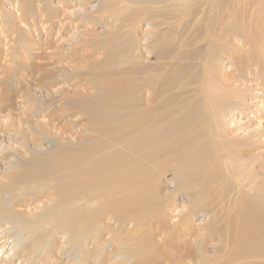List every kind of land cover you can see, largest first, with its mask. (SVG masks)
<instances>
[{
    "label": "bare ground",
    "instance_id": "1",
    "mask_svg": "<svg viewBox=\"0 0 264 264\" xmlns=\"http://www.w3.org/2000/svg\"><path fill=\"white\" fill-rule=\"evenodd\" d=\"M7 1L9 0H0V133L4 130H9L16 135V138L11 139L18 140V144L11 149L18 155L16 157H19V159L7 157V165L10 166L9 168L11 171L6 170L3 172L1 171L3 168L0 166V195L4 192L3 188L8 186L9 179H12V177L16 175V173L12 171V168L15 169L18 164L21 165V160H23L22 156L26 153L33 152V157L35 158V155L38 154V151L35 153V149L42 151V149L46 147L41 141L40 135H44L45 133L47 138L52 139V131L56 128V126H54L56 125L55 121L57 119L59 120L58 117L55 119V114H52L51 111V113L49 112L50 103H48L47 107L40 105L41 107L37 110L29 108L37 101L33 93V91L35 92V87H14L12 85L10 86V84L6 86L5 80L1 77V74L5 73L7 70L3 68V65L8 63V61L10 63L9 68L12 69L11 66L14 62L11 58V52L14 49L11 50L9 46H6L15 45L16 41L19 39H17L16 36L18 33L17 30L25 33L23 27L28 26L26 16L36 18L35 16L40 13L44 20L43 24L50 23L47 30L48 33H46V40L51 38L52 33L50 29L55 26L53 23L56 21L54 22V20L50 19L48 15L49 12L46 13V10L54 8L53 1L40 0V7L36 8L34 0H15L14 4H16L17 13L13 18L10 17V14V16H7L8 14L5 8V3ZM195 1L196 0H104L103 10L97 11L95 14H92L90 11L94 10L93 8L95 5L87 9L79 7L72 11V15L74 16L76 15L84 18L88 14H92L101 18L103 21L110 13L116 16V18L122 19V12L124 10L131 12L123 18V20L128 22L124 32L126 36L125 40H123V42L121 40V44H118L116 48L122 53L123 62L121 63H124L123 67L131 69L134 76L132 80L133 86H131L129 91L124 93L119 92L117 95H108L109 89L105 88L102 93L106 105H104V103L102 105L107 108L104 109V111H97L90 106V112H92L90 117L91 121L94 119L92 124L96 125L95 127L101 130L102 133H99L101 134L99 138H105L101 142L96 143L97 147H101L102 149L100 148L95 154H90L89 158L87 156V161L84 164L81 163L77 170H71V164H68V167L66 165L67 172L62 170L64 173L54 177L55 179L51 181L49 180L51 186L50 189H48L49 191L34 193V195L30 194L31 196L25 197V199L23 198L24 200L21 199V202H13L8 207L4 206V203L6 204L7 201L0 200V264L62 263L61 254H66L68 252L67 247L69 244L67 241L57 240L58 238L55 234L56 232L64 236L69 234L71 237L70 239L75 240L81 233L79 230L76 231L74 229L80 228L84 224V216H87V218L90 217L91 220L93 219L95 222V232L92 235L91 242L94 244V241H97L98 248H95L93 253L84 250L87 242L82 238L79 243V246H81L79 252L77 255L76 251L72 254V256H78L79 260L76 262L72 257H69L64 264H115L114 261H118L116 264L161 263L162 253L159 251V248H157L159 244L158 238L162 239L169 233L171 234L172 231L176 233L174 230H178L181 235L182 231L183 233L189 234L191 239L194 238L198 243L197 235L196 233L194 234V230L197 229L194 228H198L197 225L200 222L195 224L192 220L199 214H196V212L200 210L210 212L209 214L213 217V219H211L212 222L210 221L211 224H208L210 226L208 230L212 233L220 234L218 229L220 226L219 228L221 230L227 228L226 234L228 233L229 235L231 227H234L241 234L247 236L246 239L242 238V241L235 250V256L238 255L237 257H232L236 259L235 261H238L239 264H247L246 262L248 261V264H264V160L260 159L261 156H258V153L253 154L252 151L249 150L251 144L248 143V140L250 138L243 141V138L239 140L229 137L228 128L223 121L224 116H226L224 111L231 108L229 109V115L233 116L232 112L235 106H239L242 114L240 118L246 114L250 118L253 117V115L248 112V109H254L251 108L253 104H260L261 109H264V97L260 96L259 98L253 96L248 98L249 91H252L253 87H255L253 85H256V90L260 89L262 92L259 93L264 95V0H204L206 3L204 6L205 8H199L200 10L195 7V9L193 8L192 4ZM45 3H47V8ZM116 4H118V6ZM130 4L133 8L129 6ZM62 6L63 5H61V7ZM228 7L231 13H228L230 16L226 30L230 33L235 32L236 34L242 30H244L245 33L249 32L250 36L247 35L246 39H249L250 43L253 45L249 49H246V46L248 47L249 44L245 42L241 35V38L238 35L236 39H226L227 46L229 47L228 49H232V51H230L231 55L235 56V58L238 57L234 63L231 62L229 65L231 75L224 76L221 73L222 69L220 70L221 66L216 61L220 54L217 53L219 48H213V42L215 41H213V39L216 38V32L220 33V28L218 29L217 27L218 23L213 21V17L216 20H220L224 12L221 9L226 8L227 10ZM68 8L69 7H67V9ZM208 8H210L209 13L206 12ZM59 10H57L58 14ZM167 10L172 13H168ZM64 13L67 14L66 12ZM169 15L174 16V18H180L177 26L185 27L186 33H183L179 40L169 38L163 42L168 41L171 49L176 45L180 48L185 46L186 49H182L184 51L183 53L187 58L192 59L198 58L200 51H203L205 47L206 51H208L207 58L201 59L202 61L199 60V62H189L188 60L187 63L181 64V67H178L179 69H174L175 71L170 70L171 68L169 69L171 63H173L171 61L163 63V69L161 71H158V65H160L161 62L152 65V63L145 61L150 57L154 45L156 43L160 44L170 33L169 29L167 30L163 26L167 25L169 27H174V22H169L170 18L166 17ZM206 16L207 19H205ZM180 20H182V22ZM240 20H242L241 23L239 22ZM143 21L147 22L148 27L144 37L140 34V29L144 24ZM245 22L248 24L247 26ZM254 25L259 27V43L256 40V36L252 35L257 33L254 32ZM34 26L36 25L34 24ZM248 26L250 27L247 28ZM203 28H206V39L210 38L211 40H207L205 46H200L197 43L206 41L200 34ZM172 30H174V28ZM223 31L224 30H222L221 33ZM174 34L177 35L176 33ZM151 35L152 39L153 37L155 39L153 35L157 36L155 39L156 43L153 42L154 45L147 41ZM234 40L238 45L231 43ZM163 45L161 46L162 54L160 57L168 58L167 55L169 54L170 46L167 44ZM227 46L222 48L226 49ZM29 47L33 50L31 43H28V48ZM144 49L149 53L147 57L144 53ZM28 50L29 49L26 51ZM249 50L252 51L253 55L250 56L246 54ZM39 54L40 53H38V57ZM167 60L170 59L168 58ZM113 61L116 65L115 67L122 66L120 61L115 59ZM103 66L107 68L108 71L113 70L109 61L104 62ZM34 67H36V65ZM196 69H198V71L195 72ZM219 74L221 75L218 76ZM213 76L215 78V83L221 86H217L213 83ZM5 77L7 76H4V78ZM9 80L11 79H8V81ZM9 83L12 82L10 81ZM197 83H199L198 86H192L195 84L197 85ZM213 86L217 87L218 91L215 89L213 90ZM40 87L44 88V86ZM23 88L27 89V92L25 89L23 90ZM174 89H176V91H173ZM26 93L29 95L27 96ZM22 96H26L29 100H22ZM72 98L76 101L78 97ZM100 98H102V96H100ZM94 100V98L91 99L92 103ZM160 104L165 105V108L161 109ZM19 109H22V113L17 114L16 112ZM65 110L67 109L63 108V111ZM161 110L163 111L160 112ZM96 115H98V117ZM64 116L65 118H63V120L67 117L66 115ZM16 117H21L22 121L16 119ZM262 118H264V116H262ZM67 119L69 120V118ZM239 120L242 121L241 119ZM261 120L262 119H259L256 125L263 128L264 124L262 125L263 120ZM21 123H23V126L26 125L24 129L19 128ZM246 123L250 124L251 119L250 121L246 120ZM246 123L241 124V127H245V131L253 126L252 124L247 126ZM253 124L255 125V123ZM27 131H29V133H27ZM105 134L113 136L108 137ZM258 134L262 136L263 132H258ZM21 138H23V140ZM216 140L217 142H214ZM254 141L256 142V140ZM262 141L264 142L263 139ZM213 143L215 145L214 147ZM27 146L33 148H25V151L21 149V147ZM218 146H220L222 150L219 153L216 150L213 151V148H217ZM244 148L246 151L243 150ZM5 152L7 154V150ZM164 154L165 159L163 158ZM37 158L40 159L39 157ZM45 160L47 159L45 158ZM25 161L27 162V159ZM33 161L30 162V164L34 163L36 160ZM62 161L64 160H61V163ZM223 162L227 166H232L235 162L239 165L240 171L236 172L234 169L226 170L225 167L227 176H224L222 184L218 182V179H215L214 166L217 163ZM177 163L184 168V171L178 169V171L174 172L173 177L168 182H173L176 186L175 193L168 192V194H165L162 191V185L164 183L162 175L165 174V168L163 167H167L171 164L176 165ZM256 164L260 166L259 168L262 171V175L257 172L258 170L256 171ZM41 165H43V161ZM43 171L41 170V172ZM231 173H233V176H231ZM39 176L37 179H39ZM36 177H32L31 179L34 180ZM229 178L233 181L230 184L231 188L228 189V194L231 195L230 202L227 205L224 203V198L216 202V195L225 189V184L229 181ZM200 180L209 181L210 184L202 185ZM166 184L167 182L165 185ZM181 190H183V192H181ZM211 190L214 193L213 202L208 200V196L210 192H212ZM215 191L218 193L215 194ZM179 193L184 194V196L186 195L185 197L189 199V204L183 202L181 205L179 202L180 206L173 207L172 204L176 205L175 201L178 199L177 194ZM9 197H11V195ZM16 198H19V196ZM79 204L81 205L79 206ZM75 205L79 206L77 207L78 212L71 213L69 210ZM226 206L228 207V213L231 211L230 216L234 218L233 223L225 222L222 214L218 216V212L221 213L222 210L226 209ZM235 206H239L236 215L233 214L234 209H236ZM43 208H45L47 211L46 213H48L46 216L39 213V210ZM83 211H87L86 213L88 215L82 213ZM172 212H176V214L173 213L171 216L170 213ZM240 214L243 215V218L239 220ZM194 215L196 216L194 217ZM176 216L178 217L176 218ZM152 218L155 219L157 223L159 221V223L158 225L156 224V229H154V226L153 228L149 226L151 229H149V234L146 232L144 233L145 235L143 238L146 239L144 246H142L141 250L136 251V253H139L138 256H140L139 258L141 261H130L127 263L123 255L119 254V258H117L112 254V251L104 252L106 246L111 242L113 234H122V232L124 234L125 231L131 232L135 224L140 231L143 229L145 230L147 224H152L148 223ZM59 226L69 227L70 229L65 232L61 230ZM44 227H47L45 231L48 230V239H52V241L49 247L47 246L41 249L44 253L43 257L39 255L36 256V252H33L31 245L23 244L20 246L22 243L19 244L15 241H11L12 245L9 243V240L12 238L11 236L15 235L20 239L23 238L24 240H28L31 238L29 234H34V232L38 233V228L41 230ZM235 229H232V233ZM42 231L44 230L42 229ZM197 231L199 232V229ZM10 233H13V235L10 236ZM222 233L223 232H221V234ZM123 234L122 236H124ZM228 235L227 237L229 239ZM125 237L126 239L128 238L127 235ZM170 238L172 239L173 237ZM140 240H142V238ZM169 240L170 239H168V241ZM173 241H175V239ZM142 242L144 241L142 240ZM227 242L228 240H222V245L219 246L220 248H213V256H205L204 264H217V260L220 258L218 253L221 252V249L224 250L228 248L229 244ZM225 243H227V245L223 246ZM211 244L214 245V243ZM214 246H216V244ZM193 247L194 244L192 248ZM204 250L206 251V249ZM216 250L219 252L216 253ZM200 251L203 252L202 249H200ZM203 253H201V255H203ZM253 257L256 258V260L250 261ZM162 258H164V256ZM183 259L185 260V258ZM190 261L194 262L195 260L193 258ZM190 261H187L188 264Z\"/></svg>",
    "mask_w": 264,
    "mask_h": 264
},
{
    "label": "rangeland",
    "instance_id": "2",
    "mask_svg": "<svg viewBox=\"0 0 264 264\" xmlns=\"http://www.w3.org/2000/svg\"><path fill=\"white\" fill-rule=\"evenodd\" d=\"M52 1H53L54 8L51 10L50 9L46 10V13H48V12L51 13V14L48 13L50 19L54 20V22L56 21L55 23H53V24H55V26L52 29H50V32L52 33L50 39L46 40V37H47L46 33H48L47 30L49 28L48 26L50 25V23L49 24L48 23L43 24L44 23L43 17L39 13L35 16L36 18H32L31 16H26L27 21H28V26L23 27L24 28L23 31H25V33H22L21 31L17 30L18 33L16 34V36H17V39L18 38L19 39L16 41L15 45H7L6 46V47L9 46L11 48V50L14 49L11 52L12 53L11 58L14 62V64L11 66L12 69L9 68L10 63L8 61V63L3 65V68L7 69V70L5 71V73H3V70H2L3 74H1V77L5 80L6 86H9V84H10V86L12 85L14 87L15 86H25V88H26V86H28L29 88H30V86L35 87V92L33 91V93H34V97L37 98V101L35 102V104L31 105L29 108L37 110L42 105H43V107H47L48 103H50L49 104L50 105L49 112L51 111L52 114H55L54 115L55 119L57 117L59 118V120L57 119L55 121L56 125H54V126H56V128L52 131V135H53L52 139L47 138V136H45V133H44V135H40L43 138V140L39 136L41 141L44 143V145L46 147H44L42 149V151L36 150L34 148L35 153L38 151V154L35 155L36 159L33 157L34 156L33 152L30 153L28 151L29 153H26L25 155L22 156L23 160H21V162H22L21 165L18 164L15 167V169L12 168V171L14 173H16V175H14L12 177V179H9V181H8L9 187L7 186L6 188H3L4 192L2 195H0V197H1L0 200L7 201L6 204L4 203V206H7V207L9 205H11L13 202H15V203L21 202V199L24 200L25 197L27 198L31 195H34V193H40V192L43 193L44 191H49L48 189H50V187H51L49 184L50 183L49 180L51 181L52 179H55L54 177L64 173V171H62V170H65V172H67V167L69 166L68 164H71L70 165L71 170H77L78 166L80 167L81 163L84 164L87 161V159H86L87 156L89 158L90 154H95V152H97L101 148V147H97L96 143L101 142L105 138H99V136H101V134H99V133H102V132L98 127H95L96 125L92 124L94 122V119L91 121L90 117L92 115V112H90V106H92L93 109H95L97 111H102V110L104 111V109L107 108L106 106H104L106 104L104 103V95L102 93V92H104L105 88L109 89L108 95H117L119 92L124 93L126 91H129L131 89V86H133L132 80H133L134 76L131 72V69L126 68V67H125L126 68L125 69L123 67L124 63H121V62H123L122 53L120 51H118V49L116 48V46L118 44H121V40H122V42H123V40H125L126 36H125L124 32L126 30V25L128 22L123 20V18L125 16H127L128 13H131V12L124 10L123 11L124 13L122 12V19L116 18V16H113L110 13L108 15V17L105 18V20L103 21L101 18L94 16L92 14L93 13L95 14L97 11L103 10L104 0H65V1H63V0H52ZM70 1H71V3H70ZM14 2H15V0L14 1L9 0L5 3L6 12L8 14L7 16L11 15L10 16L11 18H13L17 13L16 6H15L16 4H14ZM68 3H70V4H68ZM34 4H35L36 8L40 7V0H34ZM42 4H43V2H42ZM45 4H46V8H47V3H45ZM205 4L206 3L204 0H196L192 4V6H193V8L195 7L196 9H199V8L204 9ZM61 5H63L64 7L63 6L61 7ZM92 5H95V7L93 8L94 9L93 11L90 10L92 12L91 15L88 14L84 18L83 17L81 18V16L72 15L73 10H76L79 7H83L85 9H87L88 7L91 8L90 6H92ZM116 5L118 6V4H116ZM129 6L132 7L131 4ZM212 6H213V2H212ZM67 7H69V8L67 9ZM57 10H59V14H58ZM209 10H210V8H208L206 10V12L209 13ZM221 10H223L224 12L222 13L220 20H216L213 17V21L218 23L217 24L218 29L220 28L219 29L220 33L216 32V38H218L219 40L216 38L213 39V41L214 40L216 41V42L215 41L213 42V48H219V50H217V53H220L221 55L219 54L216 61L221 66L220 70L222 69L221 70L222 75L227 76V75H231V69H230L229 65L231 64V62L234 63V61L237 60L238 56L235 58V56L231 55L230 51H232V49H228L229 47L227 46L226 39H229V40H231L232 38L236 39V37H238V35H239L240 38L242 36V38L245 40V42L247 44H249L248 47L246 46V49H249L253 44L250 43L249 39H246L247 35L250 36L249 32L245 33V31L242 30L241 32L236 34L234 31H233L234 33H230L226 30L228 23H229V16H230V15H228V13H231V10L229 7L227 9L228 11L226 10V8H223ZM167 11H168V13H172L169 10H167ZM6 12H5V14H6ZM64 12H66L67 14H65ZM70 12H71V14H70ZM52 13H53V16H52ZM61 14H62V16H61ZM166 17L170 18L169 22H174V27L173 26L169 27L167 25L163 26L167 30L169 29L170 33L166 36V38L164 40H162V42L160 44L155 42V39L157 38L156 35H153V36H155V39H154V37H153V39L151 38L152 35L150 36V38L147 39V41L150 42L151 44L154 45L153 42H155L156 44L154 45V48H153L154 51L152 50V53L150 54V57H149L150 59L148 58L145 61L152 63V65H154L155 63L159 64V62H161L160 65H158L159 66L158 71H161L163 69L162 68L163 63H165L166 61H169V62L171 61V62H173V63H171L172 67L170 66L169 69L171 68L170 70L175 71L174 69H176V70L179 69L181 67V64L187 63L188 60H189V62H193V61L199 62V60L207 58V55H208L207 52L208 51H206L205 47H204L203 51L202 50L200 51L198 58L196 57V59H192V58H187L185 56V54L183 53L184 51L182 49H186L185 46L180 48L178 45H176L174 48L171 49V46L169 45L168 41L163 42V41L168 40L169 38H172V39L174 38V39L179 40L181 38V35H183V33H186L185 27H181V26L178 27L177 26L180 18H174V16H171V15L166 16ZM0 19H1V15H0ZM205 19H207V16ZM34 21H35V23H34ZM180 21L182 22V20H180ZM143 22H144V24L142 25V27L140 29V34L142 37H144L146 30L148 28L147 22L146 21H143ZM239 22L241 23L242 20H240ZM234 23H235V21H234ZM34 24L36 26H34ZM245 24H246V22H245ZM247 25L248 24H246V26ZM167 27H169V28H167ZM249 27L250 26H248L247 28H249ZM30 28H32V29H30ZM173 28H174V30H172ZM253 29H254V32H257V33L252 34V35L256 36V38H257L256 40L259 43L260 42L259 41L260 40V38H259V27L254 25ZM222 30H224L222 32L223 34L221 33ZM205 32H206V28H203L202 31H200V34L203 36V39L206 40V41H202L200 43H197L200 46H205L207 44L206 43L207 40H211L210 38L206 39ZM174 33H176L177 35H175ZM203 33H204V35H203ZM178 34H179V36H178ZM5 43H6V41H5ZM28 43H31L34 51L31 50L32 48H30V47L28 48ZM162 43L170 46L169 54L167 55L170 60H167L168 58H163V57L161 58L160 57V55L162 54V50H161V46L163 45ZM231 43L238 45L235 40L232 41ZM34 44H35V46H34ZM226 46H227L226 49L222 48V47H226ZM27 49H29V50L26 51ZM144 50L143 51L147 57V55L149 53L147 52L146 49H144ZM38 53H40L41 56L39 54V57H38ZM176 53H178V54H176ZM246 54L250 55V56L253 55L251 50H249V52ZM114 59L117 61H120V64H122V66L115 67L116 65L114 64V61H113ZM160 59H161V61H160ZM186 59H187V61H186ZM106 61H109L110 64L112 65V67H113L112 71H108V69L103 66V63ZM34 64L36 65V67H34L35 66ZM26 67H27V69H26ZM40 68H41V70H40ZM159 68H160V70H159ZM198 69H200V68H198ZM198 69H196L195 72L198 71ZM8 72L10 73V75ZM3 75L7 76V77L4 78ZM220 75L221 74H219L218 76H220ZM8 79H11V80L8 81ZM10 81L12 83H9ZM213 83L216 84L214 76H213ZM198 85H199V83H197V85L195 84L192 86H198ZM216 85L221 86L220 84H216ZM36 86H37V88H36ZM40 86H44V88L40 87ZM253 86H255V87H253ZM253 86H252L253 90L249 91L248 98L253 97V96L259 97V98H260V96L264 97V95H261L259 93L262 91L260 89L256 90V85H253ZM2 88H4V87H2ZM25 88H23V90ZM49 88H50V90H49ZM214 89L216 91H218L217 87L213 86V90ZM26 90L27 89H25V91ZM173 91H176V89H174ZM26 94H27V96L29 95L28 93H26ZM61 95H63V96H61ZM250 95H252V96H250ZM255 95H257V96H255ZM100 96H102V98H100ZM72 97H74V98L78 97V98L75 101ZM79 97H81V98H79ZM42 98H44V99H42ZM92 98L95 99L93 101V103L91 101ZM21 99L22 100H25V99L29 100L26 96H22ZM257 100H258V98H257ZM180 101H182V100H180ZM261 101H262V99H261ZM23 102H25V101H23ZM103 103H104V105H102ZM78 104H80V105H78ZM160 107H161V109H164L165 105L160 104ZM63 108H66L67 110L63 111ZM69 108H70V111H69ZM251 108H254V109H248V112H249V114L253 115L252 118H250L247 114L243 115L240 118V115H242V114H241V111L239 109V106H235V108H233L234 109V111L232 112L233 116L229 115V109H231V108L226 109L224 111L226 113V116H224L223 121L226 124L225 126H227V128H228V131L230 134L229 137L234 138V139H239V140H241L243 138L244 139L243 141H245V139H247V138L248 139L250 138L248 140V143L251 144V146H249L250 147L249 150H251L253 154L258 153V156H261L260 159L264 160V142L262 141V139L264 140V126H263V128H261V127L256 125V123H258L257 121H259V119H262L264 121V118H262V116H264L263 115L264 109H261L260 104H257V105L253 104V106L251 105ZM113 110H115V109H113ZM162 111L163 110H161L160 112H162ZM85 112H86V114H85ZM16 113L17 114L22 113V109L17 110ZM157 113H159V112H157ZM64 115H66L67 117H66V119L63 120V118H65ZM96 116L98 117V115H96ZM19 118L16 117V119L22 121L21 117H19ZM67 118H69V120ZM239 119H241L242 121H240ZM250 119H251V123L250 124L246 123V120L250 121ZM263 121H262V125L264 124ZM245 123L247 126L251 125V124L253 126L249 127L248 128L249 130L245 131V127H241V124H245ZM253 123H255V125ZM25 127H26V125L23 126V123H21L19 126V128H23V129ZM8 128H10V127H8ZM94 128H95V130H94ZM11 129H13V128L11 127ZM13 131H14V129H13ZM231 131H232V133H231ZM11 132L12 131L4 130L3 132L0 133V136H1V138H0V166H2L3 169H1V171H3V172L6 170L11 171L9 168L10 166L7 165L8 164L7 163V157L19 159V157H16L18 155L15 152H13L14 150L11 149V148L16 147V145L18 144L17 143L18 140L11 139V138H16V135H14ZM258 132H263L262 136H260L259 135L260 133L258 134ZM27 133H29V131H27ZM91 133H93V134H91ZM106 136L111 137L113 135L107 134ZM4 139H5V142H4ZM21 139L23 140V138H21ZM254 140H256V142ZM3 142H4V144H3ZM214 142H217V140ZM87 144H89V145H87ZM86 146H88V147H86ZM214 146L215 145L213 143V147ZM18 147H19V145H18ZM25 148L26 149H28V148L32 149L33 147H28V146L27 147H21V149L24 151H25ZM252 149H255V150H252ZM3 150H4V152H3ZM6 150H7V154L5 152ZM214 150H216L218 153L222 151L220 146H218L217 148H213V151ZM243 150L246 151L245 148ZM37 157H39L40 159H38ZM45 158L47 160H45ZM64 158H66V159H64ZM72 158H74L75 160ZM163 158L165 159V154H164ZM26 159H27V162L29 160L30 161L27 163L25 161ZM33 159H34V161L35 160L36 161L34 162ZM61 160H64V161H62V163H61ZM215 160H217V159H215ZM32 161L38 166H36L34 163L30 164V162H32ZM42 161H43V165L46 168L43 165H41ZM40 165H41V168H40ZM66 165H67V167H66ZM257 165L258 164H256V171L258 170L257 172H259V174L262 175V171L259 168L260 166L259 165L257 166ZM225 167H226V170L234 169L236 172L240 171L239 165L236 164L235 162L233 163L232 166H229V165L227 166L224 162L215 164V166H214L215 179H218V182L222 183V184H223L224 176L225 177L227 176V172L225 170ZM163 168H165V174L162 175L163 176V182H164L162 185L163 186L162 191L165 194L166 193L168 194V192L175 193V190H176L175 187L176 186L174 185L173 182L170 183L168 181L173 177L174 172L178 171V169H181V171H184V168L179 163H177L176 165L171 164V165H168L167 167H163ZM41 170L42 171L44 170V171L41 172ZM36 171H37V173H36ZM231 174H232L231 176H233V173H231ZM37 175L38 176L40 175L39 179H37V177H38ZM32 177H34V178L36 177V179L33 180V179H31ZM27 178H28V180H27ZM166 182H167V184L165 185ZM232 182H233L232 179L229 178V181L225 184V189L222 192L218 193L217 191H215V194L218 193L216 195L217 196L216 202H218L220 199L224 198V200H225L224 203H226L228 205V203L231 200V195L228 194V192H229L228 189L231 188L230 184ZM200 183L202 185L210 184L209 181H203V180H200ZM33 187H35V188H33ZM206 188H207V186H206ZM181 192H183V190H181ZM179 194H177L178 199H176V201H175L176 205L172 204L173 207L174 206H180V203L182 205L183 202H186L189 204V201H188L189 199H187V197H185L186 195L184 196V194H180V195ZM10 195H11V197H9ZM213 195H214L213 191L210 192V195L208 196L209 197L208 200L210 202H213ZM18 196H19V198H16ZM12 198H13V200H12ZM79 203H80V201H79ZM80 205L81 204H79V206ZM79 206L75 205L69 211L71 213H77L78 212L77 207H79ZM238 207L239 206H237V207L235 206L236 209H234V211H233L234 215H236V211H237ZM21 209H24V208H21ZM39 211H40L39 213H41L42 215L44 214V216H46L48 214V213H46L47 211L45 208H43L42 210H39ZM86 212L87 211H83L82 213L88 215ZM173 213L176 214V212H172V213H170V215L172 216ZM197 213H199V214L197 216L194 215V217L195 216L196 217L195 218L193 217L194 219L192 221H194L195 224L200 222L197 225L198 228L197 227L194 228L197 230L199 229V232L202 234L201 235L197 230H194V234L196 233V235H197L196 237L198 238V243L195 241L194 238L191 239V236H189V234H186L185 232L183 233V231H182V235L178 232V230H174V231H176V233L173 231L171 234L167 233L168 234V235H166L167 238H166V236H164L162 239L158 238L159 244H158L157 248H159V251L162 253V256H161L162 261H161V263L157 262L156 264H162V262H163V264H174V263L179 264V262H180V264H182V262H183V264H188V262L193 258L196 261V263H195V261L194 262L190 261L189 264H193V263L204 264L205 256H207V255L213 256V248L214 249L220 248L219 246L222 245L221 244L222 240H228L227 243L229 244V246L227 249H224V250L221 249V252L216 250V253L219 252L218 254L220 257L217 260V264H239L238 261H235L236 259L232 258V257L238 256V255L235 256V254H236L235 250L237 249L238 245L242 241V238L246 239L247 236H245L244 234H241L234 227H231V230H230L231 232L229 231V235H228V233L226 234L227 228H224L223 230H221L219 228L220 226L218 227L220 234L212 233L211 231L208 230L210 227L208 224L209 223L211 224V222H212L211 219H213L211 214H209L210 212H208V211L205 212V210L204 211L200 210V211H197L196 214ZM220 214L223 215L225 222H231V223L234 222V218H232L230 216L231 211L228 213V207L227 206H226L225 210L221 211V213L218 212V216ZM177 217L178 216H176V218ZM40 218H42V217H40ZM242 218H243V215L240 214L239 220ZM83 219H85V222L83 221L84 224L80 228L74 229L76 231L79 230L81 233L78 235V237H76L75 240H71L70 239L71 237L69 234L64 236V235L56 232L55 235L58 238L57 240L64 241V242L67 241V243L69 244L67 247L68 252L66 254L65 253L61 254L62 263H58V264H64L68 260L69 257H72L76 262L79 260V257L76 255L79 252V248H81V246H79V243L82 240V238H84L85 242H87V245H86V247H84V250H88L89 252L93 253L95 248H98L97 241H94V244H96V245H94L91 242L92 237H93L92 235L95 232L94 220L93 219L91 220L90 217L87 218V216H84ZM204 219L205 220L207 219L206 222ZM148 223H152V224H147L145 227V230L143 229L142 231H140L138 226L135 224V227L132 229L133 231H131V232L125 231L124 234L122 232V234L124 236H122L121 233L116 232L117 234H113V236H112V239H111L112 243L110 242L109 245L106 246V248L104 249V252L112 251V254L117 258H119V254L123 255V257L126 259L127 263L130 261L135 262V261L140 260V258H139L140 256H138L139 253H136V251L141 250L142 246H144V243L146 241V239L143 238V236L145 235L144 233L146 232L149 234V232L151 230L150 227L153 228V226H154V229H156L155 227L158 225L159 221L157 223V221L152 218V220ZM199 226L201 228L202 227L203 228L201 229ZM232 226H234V225H232ZM60 228H61V230L65 231V232H67L70 229L69 227H60ZM42 229L44 231H42ZM42 229L40 230V228H38V233L34 232V234L33 233L29 234L31 236V238L28 240H24L23 238L20 239L18 236H15V235L11 236V235H13V233H10V236L12 238L9 240V243L12 245L11 241H15L19 244L22 243L20 246H22L23 244L31 245L33 248V252H36V256L39 255L40 257L41 256L43 257L44 253H43V250H41V249H43L47 246L49 247V244L51 243L52 239H48V236H49L48 233L49 232H48V230L45 231L47 229V227H44ZM232 229H235V230H233V233H232ZM201 230H203V231H201ZM30 231L33 232L32 230H30ZM118 232H120V231H118ZM221 232H223V233L221 234ZM38 235H39V237H38ZM71 235H76V234H71ZM126 235L128 237L127 239L125 237ZM129 235H130V237H129ZM227 235L229 236L230 241H229ZM238 235H239V237H238ZM107 236H109V235H107ZM223 236L225 237V239ZM256 236H258V235H256ZM170 237H173V238L171 239ZM141 238L144 242H142V240H140ZM239 238H240V240H239ZM168 239H170V240L168 241ZM174 239H175V241H173ZM170 241H171V243H170ZM201 242H202L204 247L202 246ZM135 243H137V244H135ZM192 243L194 244L193 248H192V246H193ZM211 243H214V245L216 244V246L212 245ZM227 243L223 244V246L227 245ZM160 245H161V249H160ZM217 245H218V247H217ZM175 248H177V249H175ZM200 249H202V251L204 253L201 252ZM204 249H206V251ZM75 251H76V255L72 256V254ZM162 251L166 254V258H165V254ZM201 253H203V255H201ZM180 255H181V257H180ZM163 256H164V258H162ZM169 257H171L172 259ZM200 257H202V258H200ZM183 258H185V260ZM186 259L188 262L186 261ZM254 260H256V258L253 257L250 261H254ZM145 261H146V259H145ZM114 262L116 264L118 261H114ZM171 262H173V263H171ZM246 263L248 264L249 261ZM71 264H74V263H71Z\"/></svg>",
    "mask_w": 264,
    "mask_h": 264
}]
</instances>
